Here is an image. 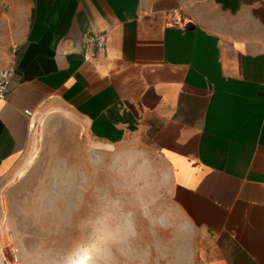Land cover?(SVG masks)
I'll list each match as a JSON object with an SVG mask.
<instances>
[{"label": "crops", "instance_id": "1", "mask_svg": "<svg viewBox=\"0 0 264 264\" xmlns=\"http://www.w3.org/2000/svg\"><path fill=\"white\" fill-rule=\"evenodd\" d=\"M102 31L87 59L85 36ZM9 64L0 187L34 116L62 106L102 144L161 157L204 236L201 264H264V0H0Z\"/></svg>", "mask_w": 264, "mask_h": 264}, {"label": "rangeland", "instance_id": "2", "mask_svg": "<svg viewBox=\"0 0 264 264\" xmlns=\"http://www.w3.org/2000/svg\"><path fill=\"white\" fill-rule=\"evenodd\" d=\"M32 125L27 151L0 187V215L19 249L16 264H103L91 229L79 225L104 196L134 213L137 230L136 237L112 247V264H201L204 236L174 204L170 173L147 142L102 144L62 106L39 111ZM142 154L153 180L164 169L170 177L169 191L153 187L143 206L137 200L144 184L138 179Z\"/></svg>", "mask_w": 264, "mask_h": 264}, {"label": "clouds", "instance_id": "3", "mask_svg": "<svg viewBox=\"0 0 264 264\" xmlns=\"http://www.w3.org/2000/svg\"><path fill=\"white\" fill-rule=\"evenodd\" d=\"M141 165L138 179L143 180V188L137 196L141 206L144 205V197L150 196L153 187L158 189L170 188V177L166 169L161 179L157 182L151 178L150 160L146 154ZM164 218L162 216L160 220ZM159 220V221H160ZM82 229H91V236L94 241L95 251L101 255L103 264H112L110 258L113 246L127 243L137 236L134 213L125 210L121 201L108 196L101 197L98 204L93 208L92 214L82 220L79 225ZM161 226H163L161 224Z\"/></svg>", "mask_w": 264, "mask_h": 264}, {"label": "built area", "instance_id": "4", "mask_svg": "<svg viewBox=\"0 0 264 264\" xmlns=\"http://www.w3.org/2000/svg\"><path fill=\"white\" fill-rule=\"evenodd\" d=\"M107 44L106 32L90 33L85 36L83 50L85 57L91 58L95 50H104ZM15 72L14 64L0 68V102L6 99L9 85L12 82ZM2 231L0 232V257L3 264H16L19 261V249L16 245L15 235L7 228L6 220L0 215Z\"/></svg>", "mask_w": 264, "mask_h": 264}]
</instances>
